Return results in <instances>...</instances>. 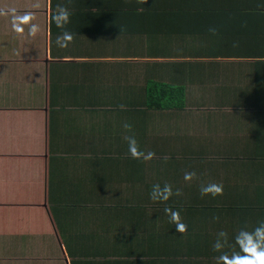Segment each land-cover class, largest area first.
I'll use <instances>...</instances> for the list:
<instances>
[{
    "label": "crops",
    "instance_id": "0c3cea01",
    "mask_svg": "<svg viewBox=\"0 0 264 264\" xmlns=\"http://www.w3.org/2000/svg\"><path fill=\"white\" fill-rule=\"evenodd\" d=\"M63 2L0 0V264H262L264 0Z\"/></svg>",
    "mask_w": 264,
    "mask_h": 264
},
{
    "label": "clouds",
    "instance_id": "9594fccd",
    "mask_svg": "<svg viewBox=\"0 0 264 264\" xmlns=\"http://www.w3.org/2000/svg\"><path fill=\"white\" fill-rule=\"evenodd\" d=\"M126 2L132 3L133 0H126ZM135 3H137L139 5H145L148 3V0H135ZM71 14H72L71 11L69 10L68 6L63 2V0H58V3L56 5V12H55L53 19H54V22L57 23V26L59 28H62V29L65 28V26L70 22ZM209 32L212 35H217L218 29L215 27H210ZM34 34H35V32H33V35ZM72 39H73L72 34L65 30L57 36L56 44L58 47L66 48L68 46V44L72 41ZM125 127H129V125H125ZM194 176H195V173H185V180L190 181ZM159 189H160L159 185L153 186V190L150 193V198L153 201L158 200L157 191ZM164 190L167 193V197H170L172 195L170 185H166ZM175 194L180 195L181 193L179 192V190H177V192ZM222 194H223L222 185H214L213 184V185H207V186L201 187V195L202 196H205V195L217 196V195H222ZM165 212L170 213L172 222H178V217H179L178 212H172L168 208H165ZM177 230L183 232V231H186V228H185V226L180 225L177 228ZM221 235H223V233ZM261 255H264V253H262ZM262 264H264V262H262Z\"/></svg>",
    "mask_w": 264,
    "mask_h": 264
},
{
    "label": "trees",
    "instance_id": "16d2710c",
    "mask_svg": "<svg viewBox=\"0 0 264 264\" xmlns=\"http://www.w3.org/2000/svg\"><path fill=\"white\" fill-rule=\"evenodd\" d=\"M145 92V104L149 109L181 108L186 97L184 86L155 80L147 81Z\"/></svg>",
    "mask_w": 264,
    "mask_h": 264
}]
</instances>
